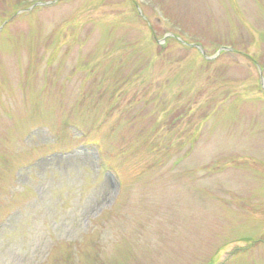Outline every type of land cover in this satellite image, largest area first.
I'll use <instances>...</instances> for the list:
<instances>
[{
    "label": "rangeland",
    "instance_id": "obj_1",
    "mask_svg": "<svg viewBox=\"0 0 264 264\" xmlns=\"http://www.w3.org/2000/svg\"><path fill=\"white\" fill-rule=\"evenodd\" d=\"M0 264H264V0H0Z\"/></svg>",
    "mask_w": 264,
    "mask_h": 264
}]
</instances>
